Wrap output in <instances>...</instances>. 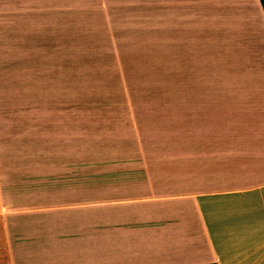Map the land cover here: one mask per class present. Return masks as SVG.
Returning a JSON list of instances; mask_svg holds the SVG:
<instances>
[{"label":"crops","instance_id":"crops-1","mask_svg":"<svg viewBox=\"0 0 264 264\" xmlns=\"http://www.w3.org/2000/svg\"><path fill=\"white\" fill-rule=\"evenodd\" d=\"M227 7L262 27L260 0ZM222 81L82 137L39 124L32 166L0 121V264H264V77Z\"/></svg>","mask_w":264,"mask_h":264},{"label":"rangeland","instance_id":"rangeland-1","mask_svg":"<svg viewBox=\"0 0 264 264\" xmlns=\"http://www.w3.org/2000/svg\"><path fill=\"white\" fill-rule=\"evenodd\" d=\"M229 2L238 0H0V121H23L12 131L30 136L28 165L39 124L82 137L112 111L160 116L182 93L264 77L263 16L250 10L244 25ZM6 158L0 142V171Z\"/></svg>","mask_w":264,"mask_h":264},{"label":"trees","instance_id":"trees-1","mask_svg":"<svg viewBox=\"0 0 264 264\" xmlns=\"http://www.w3.org/2000/svg\"><path fill=\"white\" fill-rule=\"evenodd\" d=\"M260 2H261V5L263 7V11H264V0H260Z\"/></svg>","mask_w":264,"mask_h":264}]
</instances>
